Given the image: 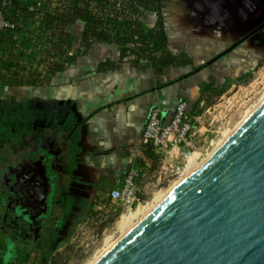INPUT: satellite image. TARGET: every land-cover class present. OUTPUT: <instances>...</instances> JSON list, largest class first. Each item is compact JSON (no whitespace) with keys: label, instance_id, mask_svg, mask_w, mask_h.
Wrapping results in <instances>:
<instances>
[{"label":"crops","instance_id":"obj_1","mask_svg":"<svg viewBox=\"0 0 264 264\" xmlns=\"http://www.w3.org/2000/svg\"><path fill=\"white\" fill-rule=\"evenodd\" d=\"M15 1L12 8L18 14V26L12 34L17 46L30 33H38L37 28L42 25L45 14L56 10L59 5L65 8L72 2L40 0L42 14L39 18L23 14V8L34 0ZM162 1L168 7L164 21L173 30L187 29L188 24L194 26L201 23L206 26L216 21L225 23L224 18L215 15L218 9L213 4L219 0ZM140 18L149 27L155 22L150 13H144ZM82 25L83 22L77 20L67 29L78 37L76 26ZM34 26L37 28L31 30ZM181 36L169 39V49L176 52L186 47V39ZM200 49L196 50L195 59H201L209 52L204 45ZM120 58L119 46L100 42L93 51L77 55L71 64L56 72L47 85L29 87L36 104L30 106L35 107L40 117L44 116L53 126L61 124L63 127L67 149L65 155L70 162L68 179L71 193L75 196V206L77 203L91 205L95 198L101 201L120 184L130 168L150 166L144 153L142 132L152 108L160 109L161 118L166 121L179 100L185 99L190 104L200 96L199 84L193 76H184L190 74L186 73L185 67L170 66L157 74L149 67L140 69L127 62H119ZM105 60L118 64L114 68L97 70V65ZM203 71L207 82L212 81V75L207 74L205 69L201 73ZM175 79L180 81L165 84ZM56 128L54 126V132L58 131Z\"/></svg>","mask_w":264,"mask_h":264},{"label":"water","instance_id":"obj_2","mask_svg":"<svg viewBox=\"0 0 264 264\" xmlns=\"http://www.w3.org/2000/svg\"><path fill=\"white\" fill-rule=\"evenodd\" d=\"M94 264H264V102Z\"/></svg>","mask_w":264,"mask_h":264},{"label":"trees","instance_id":"obj_3","mask_svg":"<svg viewBox=\"0 0 264 264\" xmlns=\"http://www.w3.org/2000/svg\"><path fill=\"white\" fill-rule=\"evenodd\" d=\"M15 2L13 0L8 8V17L16 22L18 14L12 8ZM167 10L168 7L162 0H127L120 9H116L108 0H72L65 8L59 7L45 14L42 17V25L31 28V30L37 28L38 33H30L18 46L15 44L13 32L0 30V84L11 87H43L49 83L56 72L71 64L77 55L93 51L100 42H108L120 47L119 62H127L133 67L140 69L149 67L157 74L166 67H185L186 73L190 72L188 77L193 76L197 84L201 86L200 97L196 100V104L204 96L210 99L212 96L223 93L230 84L224 80L229 74L228 68L223 66L224 62L214 60L202 68L207 71V74L213 75L215 81L204 83L199 71L195 73L191 71L211 58L196 64L199 60L194 57L197 49L204 45L207 50L215 52L213 57L227 48L229 39L222 41L220 28L215 31L210 27L215 22L206 26L201 23L194 26L188 24L187 29L183 27L180 31L178 28L173 30V27L164 21ZM23 12V14L34 16L27 7L23 8ZM144 13H150L155 18L152 26H146L141 21L140 17ZM77 20L83 22L82 27L76 26L78 37L67 29L68 25L74 24ZM234 24L240 26L236 22ZM181 34V38L186 39V47L176 52L172 51L168 47L169 39L173 36L180 37ZM31 48L33 51L27 52ZM23 54H36L34 68H30L32 62L28 68L20 62L19 59ZM117 64L105 60L100 62L96 69L100 70L103 67L110 69ZM179 81L176 79L165 84H174ZM159 111L161 113L160 109ZM144 148L146 160L151 166L156 161V155L150 145H144ZM118 210L119 208L117 212ZM23 252L24 254L16 264L28 262L32 254L35 255V259L30 264H46L51 249L42 252L39 248H33Z\"/></svg>","mask_w":264,"mask_h":264},{"label":"rangeland","instance_id":"obj_4","mask_svg":"<svg viewBox=\"0 0 264 264\" xmlns=\"http://www.w3.org/2000/svg\"><path fill=\"white\" fill-rule=\"evenodd\" d=\"M255 22L237 26L235 22L216 21L210 26L215 31L220 28V39L222 41L229 39V45L221 50L223 54L219 51V54L212 57L215 52L211 50L196 64L209 57L211 59L216 57L215 60L224 62L223 66L228 68L229 74L224 80L230 84L219 95L210 99L204 96L197 104L196 101L188 103L189 109L191 108L188 111L189 116L196 117L192 120L196 126V133L191 144V150L196 153L189 158L187 170L173 177L169 182L159 184L157 176L161 163L156 156V161L151 166H146L149 172L143 178H139L142 199L140 204L128 209L112 203L105 194L101 202H98L100 199L95 198L88 206L77 203L73 208L75 216L72 217V224L64 237L55 242L46 264H94L173 188L204 164L231 132L264 102V28L255 32ZM227 49L229 50L225 52ZM31 51L33 48L27 52ZM19 60L27 68L32 62L30 68H34L37 56L23 54ZM200 74L204 83L207 82L206 73L200 71ZM212 78V81L216 80L213 75ZM198 86V90L201 91V86ZM32 94L33 91L29 87L0 84V110L12 114L20 104L22 112H29L32 109L30 105L35 104ZM6 120L12 122L13 118ZM117 208H119L118 212ZM92 230H97L98 235L85 252L84 245L91 238ZM30 244L32 243H29L28 247ZM34 259L35 255L32 254L31 259L23 264H30Z\"/></svg>","mask_w":264,"mask_h":264},{"label":"flooded vegetation","instance_id":"obj_5","mask_svg":"<svg viewBox=\"0 0 264 264\" xmlns=\"http://www.w3.org/2000/svg\"><path fill=\"white\" fill-rule=\"evenodd\" d=\"M224 7L215 15L225 22L243 26L256 21L255 32L264 28V0H227ZM16 107L12 114L0 110L1 264H16L28 248L53 249L75 216L62 125H54L56 135L53 124L35 107L29 112H22L20 104ZM10 117L13 123L6 120ZM53 152L58 156L51 168L45 160L50 161Z\"/></svg>","mask_w":264,"mask_h":264},{"label":"built area","instance_id":"obj_6","mask_svg":"<svg viewBox=\"0 0 264 264\" xmlns=\"http://www.w3.org/2000/svg\"><path fill=\"white\" fill-rule=\"evenodd\" d=\"M12 1L0 0V30L13 32L17 29V21L15 22L8 17V8L11 6ZM108 1L112 2L116 9H120L127 0ZM41 5L40 0H34L28 4L27 10L38 17L42 14ZM188 111V102L182 99L176 103L168 120H162L157 107L151 109L146 119L142 132V144L150 145L161 163L157 176L159 184L169 182L173 177L186 171L189 158L196 153L191 150L193 137L196 133V126L192 120L196 117H190ZM146 169L148 168H130L120 184L107 193L110 201L128 209L140 204L142 199L140 197L139 178H143L149 172ZM97 235L98 231L92 230L91 238L84 245L86 247L85 252L94 243L93 239Z\"/></svg>","mask_w":264,"mask_h":264},{"label":"bare ground","instance_id":"obj_7","mask_svg":"<svg viewBox=\"0 0 264 264\" xmlns=\"http://www.w3.org/2000/svg\"><path fill=\"white\" fill-rule=\"evenodd\" d=\"M253 112H254V111H253ZM205 162H206V161H205ZM201 165H202V164H201ZM201 165H200V166H201Z\"/></svg>","mask_w":264,"mask_h":264}]
</instances>
